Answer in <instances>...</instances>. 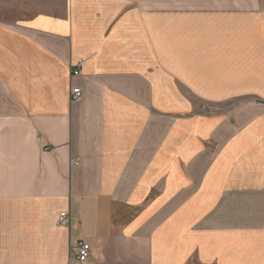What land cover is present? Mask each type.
<instances>
[{
    "label": "crops",
    "instance_id": "1",
    "mask_svg": "<svg viewBox=\"0 0 264 264\" xmlns=\"http://www.w3.org/2000/svg\"><path fill=\"white\" fill-rule=\"evenodd\" d=\"M82 239L264 264V0H0V264Z\"/></svg>",
    "mask_w": 264,
    "mask_h": 264
},
{
    "label": "built area",
    "instance_id": "2",
    "mask_svg": "<svg viewBox=\"0 0 264 264\" xmlns=\"http://www.w3.org/2000/svg\"><path fill=\"white\" fill-rule=\"evenodd\" d=\"M81 70L79 68L75 69L72 73L73 76L80 75ZM82 95L80 87L73 88L71 91V99L78 100ZM58 226L60 228H67L71 225V215L69 211H62L58 215ZM91 257V245L86 240H79L77 243V252L74 259L69 261V264H89Z\"/></svg>",
    "mask_w": 264,
    "mask_h": 264
}]
</instances>
